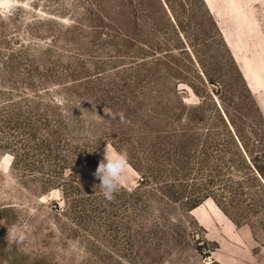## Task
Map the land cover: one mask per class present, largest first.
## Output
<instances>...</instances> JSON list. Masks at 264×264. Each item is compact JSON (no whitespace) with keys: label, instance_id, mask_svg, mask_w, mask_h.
Listing matches in <instances>:
<instances>
[{"label":"rangeland","instance_id":"obj_1","mask_svg":"<svg viewBox=\"0 0 264 264\" xmlns=\"http://www.w3.org/2000/svg\"><path fill=\"white\" fill-rule=\"evenodd\" d=\"M206 1L0 0V264H264V0Z\"/></svg>","mask_w":264,"mask_h":264},{"label":"clouds","instance_id":"obj_2","mask_svg":"<svg viewBox=\"0 0 264 264\" xmlns=\"http://www.w3.org/2000/svg\"><path fill=\"white\" fill-rule=\"evenodd\" d=\"M96 122L102 123L103 117L97 115ZM129 158L124 150H116L106 147L96 171L93 173L100 181L99 188L102 196L112 201L115 194L120 191L129 173ZM9 239L18 244H22L26 237L25 232L19 225H13L8 229Z\"/></svg>","mask_w":264,"mask_h":264},{"label":"crops","instance_id":"obj_3","mask_svg":"<svg viewBox=\"0 0 264 264\" xmlns=\"http://www.w3.org/2000/svg\"><path fill=\"white\" fill-rule=\"evenodd\" d=\"M206 1V0H205ZM207 3L210 2V0L206 1ZM214 13V12H213ZM229 45V44H227ZM230 47V46H229ZM244 74H245V80L249 83V86L252 90H255L254 88V84L251 82V78H250V73L247 70H243ZM251 82V83H250Z\"/></svg>","mask_w":264,"mask_h":264},{"label":"trees","instance_id":"obj_4","mask_svg":"<svg viewBox=\"0 0 264 264\" xmlns=\"http://www.w3.org/2000/svg\"><path fill=\"white\" fill-rule=\"evenodd\" d=\"M204 1V0H203ZM205 3V2H204ZM206 4V3H205ZM258 174H259V176H260V178L262 179L263 178V174H262V172L260 171V169H259V171H258ZM262 182H263V184H264V178L262 179ZM196 207H198V205L197 204H195V207H193V210H195L196 209ZM193 210H192V212H193ZM192 216H193V214H192ZM194 217V216H193ZM195 218V217H194ZM196 219V218H195ZM197 221V220H196ZM198 222V221H197Z\"/></svg>","mask_w":264,"mask_h":264},{"label":"bare ground","instance_id":"obj_5","mask_svg":"<svg viewBox=\"0 0 264 264\" xmlns=\"http://www.w3.org/2000/svg\"><path fill=\"white\" fill-rule=\"evenodd\" d=\"M206 202H208V203H210L211 204V200H207ZM215 206V205H214ZM216 207V206H215ZM200 209V207H197L195 210H199ZM216 209H217V207H216ZM195 210H193V211H195ZM218 211H219V209H217ZM220 212V211H219ZM192 214H193V212H192ZM195 217V216H194ZM196 218V217H195ZM203 222H204V220H203Z\"/></svg>","mask_w":264,"mask_h":264}]
</instances>
